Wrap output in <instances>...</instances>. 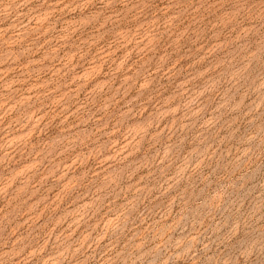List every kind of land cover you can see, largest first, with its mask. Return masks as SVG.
Wrapping results in <instances>:
<instances>
[{
    "label": "rangeland",
    "instance_id": "374dc122",
    "mask_svg": "<svg viewBox=\"0 0 264 264\" xmlns=\"http://www.w3.org/2000/svg\"><path fill=\"white\" fill-rule=\"evenodd\" d=\"M0 264H264V0H0Z\"/></svg>",
    "mask_w": 264,
    "mask_h": 264
}]
</instances>
